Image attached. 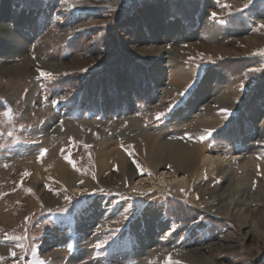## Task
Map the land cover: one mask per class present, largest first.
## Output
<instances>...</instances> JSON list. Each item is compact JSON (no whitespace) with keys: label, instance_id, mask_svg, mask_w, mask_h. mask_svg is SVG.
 Listing matches in <instances>:
<instances>
[{"label":"rangeland","instance_id":"374dc122","mask_svg":"<svg viewBox=\"0 0 264 264\" xmlns=\"http://www.w3.org/2000/svg\"><path fill=\"white\" fill-rule=\"evenodd\" d=\"M0 22V264H264V0H0Z\"/></svg>","mask_w":264,"mask_h":264},{"label":"bare ground","instance_id":"6f19581e","mask_svg":"<svg viewBox=\"0 0 264 264\" xmlns=\"http://www.w3.org/2000/svg\"><path fill=\"white\" fill-rule=\"evenodd\" d=\"M5 10V9H4ZM75 12H76V10H74ZM7 29H9V24L7 23V22H0V30H7ZM156 52V54L157 53H159L160 54V52H161V57L162 58H165V57H167V55H165V53L166 52H162V51H164V50H162L161 49V47L159 46V47H157L156 48V50H155ZM163 53V54H162ZM146 141H147V147H148V157H150L151 155H152V150H154V145H155V143H154V141L150 138V137H148V136H146ZM172 147H171V151H170V153H169V157H170V162H172V163H174L175 165H174V170L177 172V171H179V170H183V169H190V167L192 166V164H193V157H192V148L191 147H189L188 145L187 146H185L184 144L182 145V144H179V143H177V144H173V145H171ZM151 149V150H150ZM200 151H201V149H200ZM197 156V155H196ZM201 160V159H200ZM204 160H206L207 162H208V165L210 166L212 163H214L213 162V160L209 157V156H204ZM195 161H197V159L195 160ZM195 163V162H194ZM191 169H192V167H191ZM192 172V171H191ZM198 173V172H197ZM58 177L60 178V179H62V181L63 182H65L66 184H68V185H75L77 182L73 179V178H80L81 177V175L80 174H78V175H75L74 177H70L69 176V173L66 171V170H64V169H60V171H58ZM192 174V173H191ZM190 174V175H191ZM174 179H177V177H175ZM158 182L161 184V183H165L166 182V180L164 179V177H159L158 179ZM183 180V178L181 179V181ZM182 183V182H181ZM61 185V184H60ZM75 186H77V184L75 185ZM231 186V185H230ZM239 187H240V185H239ZM239 187H234L235 188V190H239L240 188ZM75 188V187H74ZM233 188V187H232ZM233 188V189H234ZM225 191H226V189H224V188H222V190H221V192H220V195L222 196V195H224L225 194ZM239 193V192H238ZM246 195V194H245ZM227 196V195H226ZM217 197H219V196H217ZM60 197H51V200H53L54 202H56L58 199H59ZM223 198V197H222ZM235 204L237 205L238 203H240V202H242L243 200H245V196H244V194H241V195H239V196H237L235 199ZM5 205V204H4ZM14 206V201L12 200V202H9L8 204H7V207L8 208H11L10 209V211H8V212H6L4 215H2V219H5V220H7V222H6V224H8L9 222H10V224L12 223V222H14V220H11V221H8V219L11 217V214L13 213V209L14 208H12ZM2 208V207H1ZM0 208V209H1ZM2 211H3V209H2ZM4 212V211H3ZM1 214H3L1 211H0V216H1ZM13 217V216H12Z\"/></svg>","mask_w":264,"mask_h":264},{"label":"snow or ice","instance_id":"6c2138e0","mask_svg":"<svg viewBox=\"0 0 264 264\" xmlns=\"http://www.w3.org/2000/svg\"><path fill=\"white\" fill-rule=\"evenodd\" d=\"M249 2H250V0H249ZM212 15L214 17L215 16V13H213ZM50 75H51L50 73L41 71V76L50 77ZM41 155H43V153H41ZM69 162H71V161H69Z\"/></svg>","mask_w":264,"mask_h":264}]
</instances>
